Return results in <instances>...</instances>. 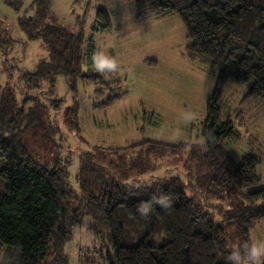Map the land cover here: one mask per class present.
I'll list each match as a JSON object with an SVG mask.
<instances>
[{
    "label": "trees",
    "instance_id": "1",
    "mask_svg": "<svg viewBox=\"0 0 264 264\" xmlns=\"http://www.w3.org/2000/svg\"><path fill=\"white\" fill-rule=\"evenodd\" d=\"M6 1L15 8L21 4ZM132 3L136 17L175 11L185 24L188 55L216 71L213 91L206 99V115L200 122L204 149L198 155V148L193 147L188 158L187 177L190 183L196 178L189 186L196 193L188 195L184 190L187 186L171 174L126 182L90 158L81 160L75 188L69 180V159L62 163L51 157L39 159L35 146L41 147L56 128L46 117L47 108L39 96L42 80L62 73L73 81L86 77L102 83L103 76L83 69L82 28L72 30L55 24L48 15L49 0H35L31 5L34 16L18 20L29 38L42 37L48 58L37 70L20 73V96L8 84L0 94V252L7 247L9 264L15 254L17 264H65L66 241L84 216L90 217L92 228L107 230L110 247L104 259L108 264H229L234 250L246 255L252 244L250 228L264 218V186L247 187L260 179L256 173L260 158L244 152L236 161L222 146V141L233 135L234 125L229 117H222L220 98L232 80L245 84L247 95L264 101V0ZM95 16L92 30L110 28L103 5ZM6 24L1 16L0 50L9 49L15 41ZM105 86L106 98L94 106L107 107L124 95L118 79ZM33 90L38 92L31 93ZM77 111L74 104L66 118L76 129ZM29 131L34 132L29 133L30 142L39 145H30L26 137ZM142 145L175 150L184 144L145 138L124 147L128 150ZM212 196L227 203L218 208L216 219L201 202V198ZM162 202L168 206L163 207ZM145 205L150 211L142 215L139 209Z\"/></svg>",
    "mask_w": 264,
    "mask_h": 264
},
{
    "label": "rangeland",
    "instance_id": "2",
    "mask_svg": "<svg viewBox=\"0 0 264 264\" xmlns=\"http://www.w3.org/2000/svg\"><path fill=\"white\" fill-rule=\"evenodd\" d=\"M18 1L21 4L15 8L0 0V17H5L6 31L15 40L9 49L0 50V94L8 84L19 95L20 73L37 70L40 62L48 58L42 37L29 38V32L18 20L21 16H34L31 5L35 0ZM102 5L107 9L110 28L92 30L96 10ZM48 7L55 24L72 30L82 28L83 69L101 74L103 82L86 77L73 81L62 73L42 80L39 96L47 108L46 117L56 128L43 139L41 147L35 146L39 159L51 157L60 163L69 159V180L75 188L80 162L90 158L105 169L108 166L110 174L114 171L126 182L135 177L171 174L187 186L184 190L188 195L196 193L189 186L196 178L190 183L187 177L188 158L193 147L198 148V155L204 149L200 122L206 115V99L213 91L216 71L188 55L185 24L179 15L175 11L148 12L136 17L132 0H49ZM105 68L111 72H103ZM117 79L124 95L107 107L94 106L106 98V83ZM222 90V117H229L234 125L233 135L225 138L222 146L236 161L244 152L258 156L256 173L260 179L247 188L264 186V101L247 95V86L232 80ZM74 104L78 107V129L66 119ZM27 133L30 145H39L34 140L30 142L29 133L34 132ZM145 138L184 145L175 150L144 145L128 150L124 147ZM201 202L206 203L203 209L215 219L218 208L227 206L224 200L213 196L201 198ZM81 220L72 227L66 241L65 264H108L104 259L110 247L107 230L102 226L92 228L88 216ZM250 235L252 244L264 245V218L250 228ZM6 250L4 247L0 252V264H9ZM17 263L15 254L11 264Z\"/></svg>",
    "mask_w": 264,
    "mask_h": 264
},
{
    "label": "clouds",
    "instance_id": "3",
    "mask_svg": "<svg viewBox=\"0 0 264 264\" xmlns=\"http://www.w3.org/2000/svg\"><path fill=\"white\" fill-rule=\"evenodd\" d=\"M163 207H167V203L162 202ZM142 215H147L150 211L148 206H142L139 209ZM229 264H264V245L259 243L251 244L246 252L242 255L239 249H236L228 258Z\"/></svg>",
    "mask_w": 264,
    "mask_h": 264
}]
</instances>
